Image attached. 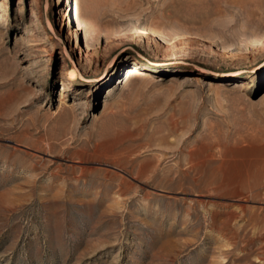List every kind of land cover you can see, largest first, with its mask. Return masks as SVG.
<instances>
[{"label": "rangeland", "instance_id": "rangeland-1", "mask_svg": "<svg viewBox=\"0 0 264 264\" xmlns=\"http://www.w3.org/2000/svg\"><path fill=\"white\" fill-rule=\"evenodd\" d=\"M0 264H264V0H0Z\"/></svg>", "mask_w": 264, "mask_h": 264}, {"label": "bare ground", "instance_id": "bare-ground-1", "mask_svg": "<svg viewBox=\"0 0 264 264\" xmlns=\"http://www.w3.org/2000/svg\"><path fill=\"white\" fill-rule=\"evenodd\" d=\"M77 13V12H76ZM78 13H80V15H79V18H85V17H88L89 16V14L87 13V12H78ZM78 16V15H77ZM76 16V17H77ZM79 18H77V19H79ZM144 33H147V30H145V28L144 27H139V28H137L136 30H135V32H133L132 33V35H136V34H144ZM135 40V38H133V37H131L130 38V41H134ZM190 47V44L186 41V43H185V48H189ZM180 152V151H179ZM242 208V207H241ZM244 213V212H243ZM242 214V213H241ZM243 215V214H242Z\"/></svg>", "mask_w": 264, "mask_h": 264}]
</instances>
